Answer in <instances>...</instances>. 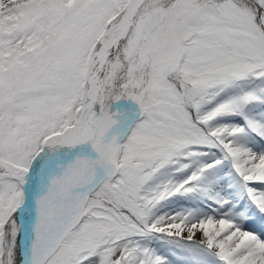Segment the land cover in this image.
<instances>
[{"label":"snow or ice","instance_id":"obj_1","mask_svg":"<svg viewBox=\"0 0 264 264\" xmlns=\"http://www.w3.org/2000/svg\"><path fill=\"white\" fill-rule=\"evenodd\" d=\"M253 209L264 0H0V264H264Z\"/></svg>","mask_w":264,"mask_h":264},{"label":"rangeland","instance_id":"obj_2","mask_svg":"<svg viewBox=\"0 0 264 264\" xmlns=\"http://www.w3.org/2000/svg\"><path fill=\"white\" fill-rule=\"evenodd\" d=\"M128 103V100H123L121 102H119V104L115 105L114 108L118 107V106H122V105H126ZM132 108L135 110L136 109V105L134 102H132L131 104ZM257 217V214L255 216L254 219H252V221L250 223H248L246 226L248 229L250 230H255L257 232L261 231L260 229H256L255 227H258L260 225V222L258 220H255ZM253 218V217H252Z\"/></svg>","mask_w":264,"mask_h":264}]
</instances>
